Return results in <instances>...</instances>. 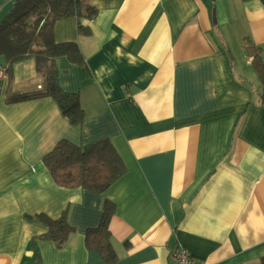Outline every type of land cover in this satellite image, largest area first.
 Masks as SVG:
<instances>
[{
    "label": "crops",
    "instance_id": "crops-1",
    "mask_svg": "<svg viewBox=\"0 0 264 264\" xmlns=\"http://www.w3.org/2000/svg\"><path fill=\"white\" fill-rule=\"evenodd\" d=\"M16 0H0V22ZM96 10L77 29L53 26L56 44L83 60H54L63 92L83 110L72 125L51 97L25 96L42 78L34 58L0 81V264H109L84 238L104 201L112 264H171L185 249L200 264L264 257V104L246 48L264 62V0H79ZM66 140H109L125 172L102 193L56 185L43 157ZM65 215L61 248L45 219Z\"/></svg>",
    "mask_w": 264,
    "mask_h": 264
},
{
    "label": "trees",
    "instance_id": "trees-1",
    "mask_svg": "<svg viewBox=\"0 0 264 264\" xmlns=\"http://www.w3.org/2000/svg\"><path fill=\"white\" fill-rule=\"evenodd\" d=\"M96 14L95 9L79 0H16L11 11L0 22V57L6 61L7 73L15 62L34 58L42 85L36 92L25 96L8 90L6 101L51 97L70 124L80 125L84 114L79 98L60 89L54 60L66 57L71 63L79 64L83 57L73 43L56 44L52 31L56 21L74 16L78 22V32L86 34L79 19L83 16L91 20ZM246 53L252 57L251 65L261 83V102L264 104V62L258 49L253 46L247 47ZM42 162L56 185L63 188L80 187L96 193L106 191L125 172L124 164L109 140L84 147L62 140L43 157ZM113 213V204L104 201L98 227L88 230L84 238L86 249L96 251L109 264L117 258L110 243L108 226ZM45 222L47 232L44 238L61 248L73 231L65 215L56 220L46 218ZM258 264H264V257Z\"/></svg>",
    "mask_w": 264,
    "mask_h": 264
},
{
    "label": "built area",
    "instance_id": "built-area-1",
    "mask_svg": "<svg viewBox=\"0 0 264 264\" xmlns=\"http://www.w3.org/2000/svg\"><path fill=\"white\" fill-rule=\"evenodd\" d=\"M6 76V70L0 69V81ZM171 264H200L190 258L188 252L182 247H178L171 256Z\"/></svg>",
    "mask_w": 264,
    "mask_h": 264
},
{
    "label": "rangeland",
    "instance_id": "rangeland-1",
    "mask_svg": "<svg viewBox=\"0 0 264 264\" xmlns=\"http://www.w3.org/2000/svg\"><path fill=\"white\" fill-rule=\"evenodd\" d=\"M39 89H40V86H39Z\"/></svg>",
    "mask_w": 264,
    "mask_h": 264
}]
</instances>
